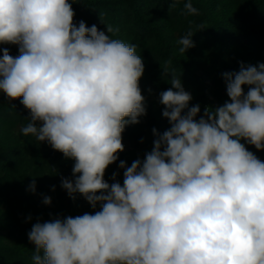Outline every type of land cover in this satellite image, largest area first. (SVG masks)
<instances>
[{"label": "clouds", "instance_id": "1", "mask_svg": "<svg viewBox=\"0 0 264 264\" xmlns=\"http://www.w3.org/2000/svg\"><path fill=\"white\" fill-rule=\"evenodd\" d=\"M77 2L0 0V45L19 49H0V93L29 110L23 136L75 161L72 178L61 177L68 196L100 206L34 223L33 264H264V161L246 147L264 150V63L223 73L230 99L199 119L180 73L165 66L172 87L159 103L171 127L154 128L152 150L130 167L120 161L123 184H110L125 127L147 114L145 68L137 45L112 38L118 29L75 23ZM184 8L199 15L191 0ZM196 31L178 39L181 54Z\"/></svg>", "mask_w": 264, "mask_h": 264}, {"label": "trees", "instance_id": "2", "mask_svg": "<svg viewBox=\"0 0 264 264\" xmlns=\"http://www.w3.org/2000/svg\"><path fill=\"white\" fill-rule=\"evenodd\" d=\"M186 2L80 0L72 4L75 23L83 20L89 27L95 24L106 34V25L118 29L110 34L112 38L137 45V54L144 63L139 85L147 114L139 118L140 123L125 127L124 151L105 171L104 178L110 184H123L120 161L130 167L152 150L154 128L163 134L171 127L159 103V94L172 87L171 75L163 72L165 66L170 72L180 73L185 91L193 97L190 106H200L199 119L205 107L216 108L230 99L223 73L238 72L241 62L264 63V0H191L199 10L195 16L186 12ZM199 25L205 28L196 31ZM189 30L196 31L192 37L195 47L181 54L177 41ZM2 48H8L14 57L19 55L17 45H0ZM244 90L247 92L248 86ZM11 104L0 93V264H33L34 245L27 233L34 223L94 214L100 206L93 209L79 194L75 200L68 196L61 187V177L72 178L75 161L46 142L23 136L20 129L30 122V112L20 99ZM246 147L264 161V150ZM33 179L34 193L29 190ZM45 196L51 197V205L43 203Z\"/></svg>", "mask_w": 264, "mask_h": 264}]
</instances>
